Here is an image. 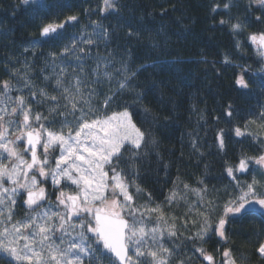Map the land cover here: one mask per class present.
<instances>
[{"label": "trees", "instance_id": "1", "mask_svg": "<svg viewBox=\"0 0 264 264\" xmlns=\"http://www.w3.org/2000/svg\"><path fill=\"white\" fill-rule=\"evenodd\" d=\"M116 5L105 11L104 0L27 5L0 0V88L8 81L12 99L23 96L30 116L40 114L33 128L43 124L50 131L61 130L64 121L75 129L81 109L91 121L129 106L145 141L138 154L124 152L118 170L137 215L145 213L147 226L162 232L158 243L170 250L167 264H206V253L218 257L226 251L231 264H264L258 252L264 217H223L237 182L255 179L264 194V168L249 159L264 155V52L249 39L264 32V6L257 0H116ZM73 16L58 34L41 37L44 25ZM237 23L241 28L233 29ZM125 67L136 75L129 89L119 91ZM240 77L247 88L237 84ZM66 95L74 97L75 110ZM107 97L112 99L105 106ZM237 128L243 135H236ZM241 159L249 160L247 172L237 171ZM221 217L223 237L217 231ZM169 229L176 235L169 236ZM109 256L86 258L84 264H118Z\"/></svg>", "mask_w": 264, "mask_h": 264}, {"label": "snow or ice", "instance_id": "2", "mask_svg": "<svg viewBox=\"0 0 264 264\" xmlns=\"http://www.w3.org/2000/svg\"><path fill=\"white\" fill-rule=\"evenodd\" d=\"M24 3L27 5L30 0H24ZM257 3L264 6V0H257ZM104 6L105 11L117 10L116 0H104ZM75 20V16L69 17L68 22ZM63 27V23L44 25L41 28V35L49 37L58 34V30ZM232 27L238 30L241 25L237 23ZM249 39L264 49V32L252 34ZM65 50L67 51V48ZM122 72L121 79L117 81L119 91L129 89L136 75L135 71L126 67L122 68ZM104 75L111 79L110 73L105 72ZM80 84L81 81L77 80L74 86L77 94H80ZM237 84L243 88L248 87L243 77L237 80ZM2 85L0 150H3L6 154L4 159L10 160V163L5 164L0 160V217H4L0 219V259L4 260L5 264H23L25 261L28 264L33 262L49 264V261L53 264H84L85 258L98 261L100 257L110 259L109 254H114L119 264H167L165 255L171 253L169 249L163 248L158 243L163 238L162 232L158 227L147 226L145 213L137 215L138 210L133 207L129 184L121 174L123 170H118L120 162L124 160V152L131 150L137 153L145 141V132L133 122L132 113L128 111L129 106L104 119L91 121L84 118L87 113L81 109L75 129L68 121H64L61 130L50 131L44 129L43 124L33 128L32 120L39 122L40 114L30 116L31 108L25 98L18 96L13 100L9 95L12 86L8 81H3ZM56 85L63 87L65 93L69 92V89L63 86L61 79L56 80ZM25 86H28V82ZM31 94L35 97V92ZM41 95L47 96V93L41 89ZM137 95L139 98V94ZM49 99L54 104L58 103L55 96ZM65 99L70 101L71 107L75 110L74 97L66 95ZM111 99L112 97L106 98L105 106ZM11 104L15 106L10 107ZM52 111H55V108ZM58 114L62 115V113ZM17 116H22V120L13 118ZM5 117L8 119L6 120ZM65 126L68 127L67 133L63 131ZM16 132L19 134L16 135ZM236 135H243L239 128L236 129ZM13 136L15 139L12 138ZM23 141H26V148L25 152L21 153L16 145ZM37 145L42 146L43 159L37 154ZM53 145L58 146L60 152L58 159L54 161L55 167L48 171L50 167L48 152L49 147ZM220 146H223L222 138ZM25 153H30V161L24 158ZM249 159L254 160L256 165L264 167V155ZM248 162L249 160L241 159L237 171L247 172ZM106 166L107 170H105ZM227 171L235 180L233 169L228 168ZM109 172L112 173L111 176ZM37 176L50 178L56 186L60 185L62 179L77 186L76 195L59 192L57 202L58 205L63 206V213L51 211V205L48 209L37 211L41 208V202H47L46 190L39 186L43 181L38 180ZM258 183L255 179L243 185L237 182L236 195L225 204L223 217L229 214L264 217V194L257 191ZM21 194L26 196L24 204L35 215L24 221L14 222L12 209L16 204V197ZM175 195L173 193L169 199H173ZM223 217L218 220L217 228L221 237L224 236L223 229L226 223ZM55 232L61 233L58 237L61 244H64L65 237L70 238L66 247H60L53 242L52 237ZM168 235L175 236L176 232L169 229ZM21 241H23L22 245ZM152 245H155V248ZM130 246L132 256L129 255ZM145 248L147 251L142 250ZM258 252L264 256V245L258 249ZM45 253L48 257L47 261L44 259ZM224 255L229 256V252L226 251ZM141 258L145 259L142 261ZM205 259L211 261L213 258L206 256Z\"/></svg>", "mask_w": 264, "mask_h": 264}, {"label": "rangeland", "instance_id": "3", "mask_svg": "<svg viewBox=\"0 0 264 264\" xmlns=\"http://www.w3.org/2000/svg\"><path fill=\"white\" fill-rule=\"evenodd\" d=\"M255 43V42H254ZM255 45L257 47L260 48V46L255 43ZM262 50V49H261ZM106 117V116H105ZM105 117H103L102 119H104ZM5 119L7 120L8 118L5 117ZM14 119H19V120H22V117L21 118H14ZM43 131V130H41ZM19 132H16V135H18ZM13 139H15V136L12 137ZM42 143H43V140H42ZM18 151H20L21 153H24V145L23 144H19L17 143L16 145ZM59 152H60V149L58 146L56 145H53L51 147H49V152H48V161H49V165L50 167L47 169L48 171H51L52 168L55 167V164H54V161L56 159H58L59 157ZM6 154L3 152V150H0V160L3 161V163L5 164H9L10 163V160H7V159H4V156ZM41 159H43V151H42V146L39 145V155ZM24 158L26 160H29L30 161V157L25 153L24 154ZM264 168V167H263ZM105 170H107V166L105 168ZM31 175V174H30ZM112 173L109 172V176H111ZM37 179L38 180H42L43 182L39 185L40 187H44L47 191L46 193V198H47V202H44L42 205H41V208L37 209V211H43L45 209H48L49 208V205H51V211H60L61 213H63V206H60L58 205V202H57V196L59 195V192L60 191H64L66 194H70V195H76L77 192H78V189H77V186L75 185H72L70 181H67L66 179H62L61 180V183L59 186H56L52 183L51 179L48 178V179H44V178H41L39 176H37ZM7 186V185H6ZM24 200H25V195L21 194V195H18L16 197V204L14 206V208L12 209L13 211V221H24L26 220L28 217L30 216H33L35 215V213L31 210L29 213L25 212L23 214V211H25L27 209V207L25 206L24 204ZM24 206V207H22ZM24 208V209H23ZM30 210V209H29ZM125 211H127V209H125ZM22 213V214H21ZM7 214V212L5 211V215ZM233 215L232 214H229V217H232ZM4 217H0V219H3ZM127 218V217H125ZM75 222V220H74ZM73 235H75V233H73ZM61 236V233L60 232H55L53 234V237H52V240L53 242L56 244V245H59L60 247H66L67 245V242L70 238L68 237H65L64 238V244H61V241L60 239H58V237ZM223 239V238H222ZM23 244V241H21V245ZM264 245V243H263ZM153 247V246H152ZM142 250H145L147 251V249H142ZM225 253V252H224ZM208 254H211L212 256V260L210 263L212 264H231V260L229 258V256H225L224 254H219L218 257L214 256L212 253H206L204 257H206ZM98 255V254H97ZM129 255L132 256L133 255V252H132V248L131 246L129 247ZM264 257V256H263ZM101 258V257H100ZM114 258V257H113ZM135 258V257H134ZM44 259L47 261L48 260V257L45 253L44 255ZM86 259V258H85ZM84 259V260H85ZM142 261L145 259V258H141ZM114 260H116L114 258ZM117 262V261H116ZM23 264H28L27 261L23 262ZM33 264H35V262H33ZM49 264H53V262L49 261Z\"/></svg>", "mask_w": 264, "mask_h": 264}, {"label": "water", "instance_id": "4", "mask_svg": "<svg viewBox=\"0 0 264 264\" xmlns=\"http://www.w3.org/2000/svg\"><path fill=\"white\" fill-rule=\"evenodd\" d=\"M44 0H30V2H38V3H41V2H43ZM68 20L69 19H67L66 21H64V22H62L63 24H64V27L63 28H65L67 25H70V24H72L74 21H72V22H68ZM53 25H57V24H53ZM63 29H61V30H58V33L59 32H61ZM52 35H55V34H52ZM41 37L42 38H49V37H51V36H49V37H45V36H42L41 35ZM263 51H264V49H263ZM25 144H26V142H25ZM26 146V145H25ZM26 148V147H25ZM38 149H39V145H37V154H38ZM29 155H30V153H29ZM42 203V202H41ZM115 259H116V257L114 256V254H111ZM208 256H211V255H208ZM212 257V256H211ZM116 261L119 263V261L116 259ZM204 261L206 262V264H212V263H210L211 261H209V260H207V259H205L204 258Z\"/></svg>", "mask_w": 264, "mask_h": 264}, {"label": "flooded vegetation", "instance_id": "5", "mask_svg": "<svg viewBox=\"0 0 264 264\" xmlns=\"http://www.w3.org/2000/svg\"><path fill=\"white\" fill-rule=\"evenodd\" d=\"M19 144H23V145H25V141H23V142H18ZM24 151H25V146H24Z\"/></svg>", "mask_w": 264, "mask_h": 264}]
</instances>
